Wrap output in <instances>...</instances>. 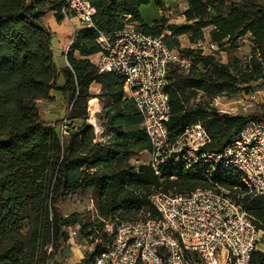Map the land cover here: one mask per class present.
I'll use <instances>...</instances> for the list:
<instances>
[{
    "label": "trees",
    "instance_id": "1",
    "mask_svg": "<svg viewBox=\"0 0 264 264\" xmlns=\"http://www.w3.org/2000/svg\"><path fill=\"white\" fill-rule=\"evenodd\" d=\"M88 1L95 9L92 27L75 31L65 53L68 65L58 72L51 50L53 33L43 18L53 13L57 22L62 21L60 5L52 0H0V264H47L56 251L68 247V229H86L77 214L65 217L60 211L61 202L77 192H92L103 220L118 216L134 221L141 210L156 218L148 199L155 190L188 194L209 186L179 162L163 165L160 176L148 166L130 164L131 158L149 151L150 145L139 114L124 96L122 79L99 74L89 60L100 51V35L113 36L135 23L143 33L160 36L167 29L172 37L188 35L191 43L201 30L211 28L210 41L217 48L251 37L258 59L239 77L213 56L176 46L181 57L192 60L193 67L187 74L176 67L168 71L171 111L166 128L175 139L186 128L200 124L211 137L205 150L218 153L248 122L264 118L258 113L224 115L209 103L196 102L199 92L212 100L235 95L246 84H264V3L187 0L183 16L192 25L167 28L165 17L151 26L142 19L139 7L150 0ZM155 5L164 8L161 0H155ZM197 64L204 72H194ZM59 75L62 85L57 84ZM93 84L100 86L96 95L90 93ZM52 91L63 94L67 135H61L60 121L45 122L39 116L37 103L52 101ZM93 98L103 104L97 118L101 138L108 139L105 143L95 142L97 135L88 123V102ZM216 179L230 188L238 184L232 172ZM244 199L256 228L264 231V195ZM103 236L79 264H94L109 242ZM187 255L198 260L195 254ZM249 264H264V252H252Z\"/></svg>",
    "mask_w": 264,
    "mask_h": 264
},
{
    "label": "built area",
    "instance_id": "2",
    "mask_svg": "<svg viewBox=\"0 0 264 264\" xmlns=\"http://www.w3.org/2000/svg\"><path fill=\"white\" fill-rule=\"evenodd\" d=\"M52 1L60 5L65 20L75 18L82 27H92L95 9L88 0ZM97 44L100 51L94 65L98 73L122 79L124 96L139 114L150 145L144 152L147 160H136L134 165L148 166L160 176L163 165L179 162L209 186L188 194L153 191L148 199L156 218L147 214L134 222L106 223L103 232L109 242L94 264H190L187 253L195 254L201 264H249L261 231L246 210L244 198L264 195V118L248 122L218 153L205 150L211 137L200 124L173 139L166 128L171 111L167 75L171 67L187 74L190 60L170 48L163 36L131 26L110 37L100 35ZM216 48L210 42L201 50L211 56ZM68 130L66 114L61 135ZM227 172L238 179L231 188L216 179Z\"/></svg>",
    "mask_w": 264,
    "mask_h": 264
},
{
    "label": "rangeland",
    "instance_id": "3",
    "mask_svg": "<svg viewBox=\"0 0 264 264\" xmlns=\"http://www.w3.org/2000/svg\"><path fill=\"white\" fill-rule=\"evenodd\" d=\"M259 3H264V0H256ZM187 9V0H167L164 5L163 15L168 20V27H180L183 25H192V23H187L183 16V12ZM140 14L143 20L151 24L155 19L159 17V10L151 1L147 5L140 7ZM64 19V18H63ZM72 19V18H71ZM62 20L60 22L55 21L52 18V15L48 13L44 18L43 24L48 27V29L53 33V38H73L75 31L78 26H82L75 21ZM127 26L134 27L138 29V26L135 23H129ZM211 28H205L200 31V34L197 36V40L194 43H191L190 37L188 35L172 37L170 32L166 29L161 31L160 36H163L168 44L176 49V46H179L180 49H192L198 52H201L203 56H209L210 54L207 51H202L201 48H207L210 41L209 32ZM71 41V40H69ZM67 42V41H66ZM199 42H201L200 45ZM53 52H54V62L56 66L63 62V57L61 51L56 50V41H53ZM69 45V44H68ZM65 46L66 50L68 48ZM64 48V49H65ZM64 50V53L66 52ZM178 51V50H177ZM211 56L222 65H225L229 68V71L232 75L239 77L241 73L249 72L252 68L253 59H258V55L254 50V45L252 39L249 36L239 38L235 42L226 43L220 48H216V51L212 52ZM190 60L192 64V60ZM96 60L93 59V62ZM193 67V65H191ZM193 69V68H192ZM194 72H204L201 65L197 64L194 67ZM197 103H209L211 107L215 108L217 111L222 113H228L229 116H241L245 117L253 113H258L264 115V84L259 82L256 84H246L243 86V90L235 95H222L212 100L206 96L204 93L199 92L196 98ZM88 123L93 126L98 140L95 142L105 143L108 139L107 137H101L100 130L101 127L97 122V118L91 114L89 111ZM67 112L59 120L60 124L63 123V120ZM136 160H147V155L142 153L134 156L130 160V164L134 165ZM60 211L65 217H69L73 214H77L82 227L85 226L86 229L84 232L81 231V226H76L69 228V234L72 238V241L68 247L63 250L56 251L54 257L47 264H56L64 263L72 260V262L79 261L86 252H90L94 248V244L100 243L103 239V229L106 223H118V222H134L137 220H142L146 217L144 210H141L135 217L134 221H124L118 216L110 217L107 220H103L100 216L99 210L93 200L92 192L85 190L82 192H77L68 198H66L60 204ZM260 240L258 248L264 246V231L260 230ZM74 233V235H73ZM85 234H90L86 237ZM94 241L93 244L90 243V240ZM190 264H201L199 259H193L191 255L186 256ZM74 264V263H72Z\"/></svg>",
    "mask_w": 264,
    "mask_h": 264
},
{
    "label": "crops",
    "instance_id": "4",
    "mask_svg": "<svg viewBox=\"0 0 264 264\" xmlns=\"http://www.w3.org/2000/svg\"><path fill=\"white\" fill-rule=\"evenodd\" d=\"M151 1H153L154 5H155V0H150V2ZM161 1L163 2V5H165L167 0H161ZM139 9H140V7H139ZM139 13H140V10H139ZM159 13H160L159 17L157 19H155L151 24H148L145 21L144 22L147 25L151 26L155 21H158L159 19L164 17L163 12L161 10H159ZM50 15H52V18L55 19L53 13H50ZM44 18H43V21H44ZM70 21L71 22L75 21V23L78 24V22L75 18H72ZM79 28L80 27L78 26V28H76V29H79ZM69 40H71V39L70 38H53L52 39L51 50H52V54H53V60H54V52H53V44L54 43H53V41L57 42L55 48H56V50L61 51V55L63 57V62L61 63V65L59 64L58 66H56V64H55L58 72H60V70H62L63 68H65L68 65L66 62V58H65L66 52L64 53V50H66L65 46L67 47V45L70 43ZM97 58H98V54H95V55L89 57V60L95 64L96 61L93 62V59L97 60ZM63 82L64 81H63L62 76L59 75V77L57 79V84L62 85ZM99 91H100L99 85H96V84L91 85V87H90V93L91 94L96 95L99 93ZM50 96L52 98V101H49V102L48 101H39L37 103V109H38L39 116L43 121H45V122H56V121H59L63 117V115L66 113L67 106L65 104L64 97H63V94L61 92L52 91L50 93ZM89 102H93V103H89ZM89 102H88V109H89V111H91V114L93 113V116H95L97 118L98 115L100 114L101 110H102L103 104L100 101V99H97V98H93ZM88 115H89V112H88ZM97 122H98V118H97ZM100 134H101V130H100ZM96 135H98V134H96ZM97 140H98V137H97ZM257 250L264 252V246H262V248H258ZM83 257H84V255L81 258H79V261H77V262H72V260L67 261L66 264H72V263L79 264L81 262V260L83 259ZM62 264H64V263H62Z\"/></svg>",
    "mask_w": 264,
    "mask_h": 264
},
{
    "label": "water",
    "instance_id": "5",
    "mask_svg": "<svg viewBox=\"0 0 264 264\" xmlns=\"http://www.w3.org/2000/svg\"><path fill=\"white\" fill-rule=\"evenodd\" d=\"M223 114H224V115H229L228 113H225V112H224Z\"/></svg>",
    "mask_w": 264,
    "mask_h": 264
},
{
    "label": "bare ground",
    "instance_id": "6",
    "mask_svg": "<svg viewBox=\"0 0 264 264\" xmlns=\"http://www.w3.org/2000/svg\"><path fill=\"white\" fill-rule=\"evenodd\" d=\"M89 103H93V102H89Z\"/></svg>",
    "mask_w": 264,
    "mask_h": 264
}]
</instances>
